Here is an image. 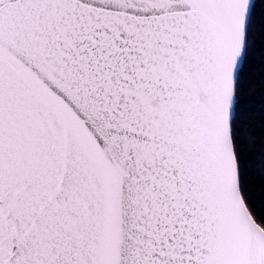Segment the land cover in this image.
I'll return each instance as SVG.
<instances>
[{
  "label": "snow or ice",
  "instance_id": "1",
  "mask_svg": "<svg viewBox=\"0 0 264 264\" xmlns=\"http://www.w3.org/2000/svg\"><path fill=\"white\" fill-rule=\"evenodd\" d=\"M0 264H264V0H0Z\"/></svg>",
  "mask_w": 264,
  "mask_h": 264
}]
</instances>
